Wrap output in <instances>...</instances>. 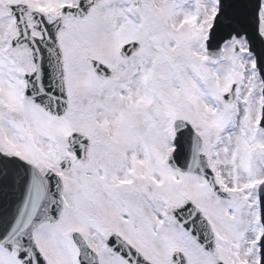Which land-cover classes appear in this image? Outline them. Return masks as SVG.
<instances>
[{"label":"snow or ice","instance_id":"1","mask_svg":"<svg viewBox=\"0 0 264 264\" xmlns=\"http://www.w3.org/2000/svg\"><path fill=\"white\" fill-rule=\"evenodd\" d=\"M0 264H264V0H0Z\"/></svg>","mask_w":264,"mask_h":264}]
</instances>
